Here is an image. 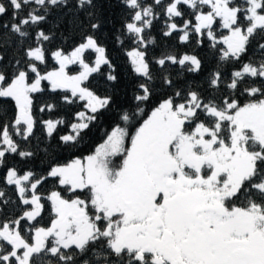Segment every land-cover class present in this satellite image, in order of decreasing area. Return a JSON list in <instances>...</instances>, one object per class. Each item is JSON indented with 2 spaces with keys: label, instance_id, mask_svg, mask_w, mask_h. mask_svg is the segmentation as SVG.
Wrapping results in <instances>:
<instances>
[{
  "label": "snow or ice",
  "instance_id": "1",
  "mask_svg": "<svg viewBox=\"0 0 264 264\" xmlns=\"http://www.w3.org/2000/svg\"><path fill=\"white\" fill-rule=\"evenodd\" d=\"M0 264H264V0H0Z\"/></svg>",
  "mask_w": 264,
  "mask_h": 264
},
{
  "label": "trees",
  "instance_id": "2",
  "mask_svg": "<svg viewBox=\"0 0 264 264\" xmlns=\"http://www.w3.org/2000/svg\"><path fill=\"white\" fill-rule=\"evenodd\" d=\"M124 63H125V61L122 60V61H121V64H122V70H123V71H127V69L124 68ZM125 78H126V77H125ZM45 118H47V117H45Z\"/></svg>",
  "mask_w": 264,
  "mask_h": 264
}]
</instances>
